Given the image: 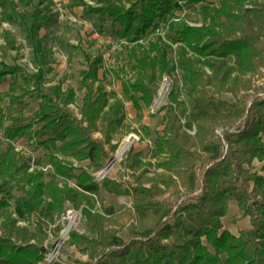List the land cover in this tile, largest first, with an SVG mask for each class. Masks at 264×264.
I'll return each mask as SVG.
<instances>
[{"label": "trees", "instance_id": "obj_1", "mask_svg": "<svg viewBox=\"0 0 264 264\" xmlns=\"http://www.w3.org/2000/svg\"><path fill=\"white\" fill-rule=\"evenodd\" d=\"M127 2L129 5L122 0H103L91 10L109 16L115 24L113 32L129 44V60L136 69V76L121 84L123 93L133 101L139 115L144 105L153 102L164 74L179 67L182 81L190 85L189 94L194 101L227 110L230 119L222 122L211 114L199 116L193 135L182 125L181 117L186 114L188 105L180 97L181 90L170 91L169 101L161 106L164 127L154 139L152 153L160 170L150 178L151 183L142 178L148 168L134 173V184L127 181L124 186L122 180L110 176L101 182L102 187L116 194L138 195L134 206L146 209L147 213L139 217L137 223L142 229H149V233L146 237H134L122 248L102 252L99 264L112 261L116 264H222V253L226 254L228 264H264V173L252 167L255 157L264 158V95L250 92L255 89L254 76L264 69V1ZM192 3L198 5L197 11L202 17L199 25L190 24L181 14L184 7ZM247 3L252 6H246ZM161 22L168 25L166 39L177 44L175 61L169 57L163 41L149 38L148 45L144 43L145 37L155 32ZM35 26L33 23L31 30ZM233 52L239 55V65L227 60ZM85 57L89 64L81 70L79 86L84 89V96L79 115L71 106L75 101L74 87L63 89L54 84L46 89L42 68L30 74L20 65L0 59V82L8 76L12 78L10 90H0V128L4 131L5 144L0 147V179L8 189V194L0 197V264H40L46 252L43 242L47 234L42 223L39 224L40 235L29 226L19 224L9 210V200L14 197L12 189L16 186L24 191L23 198L31 203L32 210L44 207V215L50 219L63 213L70 201L77 208L83 206L82 212L88 221L95 220L97 225L93 224V228L105 225V217L91 211L90 196L80 187L81 183H94V176L87 168L75 165L74 160L89 158L99 167L110 152L117 149L115 133L124 124V101L102 81L101 58L91 60L88 54ZM16 88L21 90L19 94L13 92ZM222 92H231L235 100L223 99L219 96ZM26 94L40 99L34 116L27 122L6 125L5 120L11 113L1 105L4 98L8 96L15 101ZM245 97H251V103L244 125L230 131L235 123L233 110ZM35 122H42L41 128L34 129ZM60 123H63L62 128L50 135ZM216 125L225 126L223 139L227 149L222 158L212 160L204 155L203 147L213 142ZM42 129L47 137L37 138L32 146L36 148L46 142L52 145L49 155L54 174L49 180L45 179L42 168H31L30 156H25L15 145L18 137L34 138ZM95 132H100L101 136H95ZM140 155L141 152L127 154L128 159L132 158L131 167L152 163L143 161ZM197 161L205 166L204 186L202 191L194 193L190 175ZM170 187H173L172 193L183 187L188 196L177 201L172 206L175 209L163 220L161 212L172 202L162 195ZM230 197H234L244 214L250 217L251 226L238 234L223 227L222 217L228 211ZM153 205L160 206L158 213H152ZM187 213L200 217L195 230L183 227ZM70 237L77 245L95 240L76 230L71 231ZM51 264L68 263L54 260Z\"/></svg>", "mask_w": 264, "mask_h": 264}, {"label": "rangeland", "instance_id": "obj_2", "mask_svg": "<svg viewBox=\"0 0 264 264\" xmlns=\"http://www.w3.org/2000/svg\"><path fill=\"white\" fill-rule=\"evenodd\" d=\"M207 1L216 4L219 2V0ZM102 2L103 0H0V59L9 64H18L30 74L36 73L39 68H42L44 70L43 86L46 89H50L54 84L61 85L63 89L68 86L74 87L76 90L75 101L71 106L78 114L84 96V89L79 86L81 70L87 68L89 64L85 55H90L91 60L100 57L101 68L99 74L102 81L109 90H116L124 101V124L115 133L114 141L118 142L117 149L110 152V156L107 157L102 166L95 167L93 170L90 166H86L93 174L95 183L85 185L84 189L93 199L91 211L99 212L105 217L103 228L97 229L96 226L93 228V224L97 225L95 220L88 221L82 212L83 206L77 208L70 201L67 202L63 213L50 219L44 215V207L39 211L32 210V205L23 198L24 191L20 187L16 186L12 189L14 197L9 200V210L18 218V223L29 226L32 231L40 235L39 224L42 223L47 234L43 242L46 249L45 254L47 255L56 246L53 253L55 260H64L68 264H84V262L99 264L102 252L122 248L125 242L129 243L134 237H146L148 235L149 229H142L138 225L139 216L132 209H139L137 206L133 207L138 195L136 193L123 194L122 196L110 195L101 186V182L104 177L110 176L122 180L124 186L127 185V181L134 184V173L139 174L140 171L148 168V171H144L142 178L148 184L151 183L150 178L155 176L157 170H160L156 167L157 159L152 153L154 139L164 127V110L161 109V106L169 101V93L173 88L180 89V97L187 102L188 110L185 115H182L181 121L183 127L191 134L194 135L197 131L196 123L199 116L211 114L219 117L222 122L230 119L227 110L218 109L208 102L197 104L194 101L189 94L190 85H184L182 81V71L179 67H176L169 74H164V77L160 79L155 98L158 96L161 86L164 83L169 84L167 93L161 99L160 107L152 111L150 106L144 105L140 116L133 101L122 91L121 82L136 76V69L129 60V44L127 40L118 37L113 32L115 24L109 16L100 14L97 10H91L92 6L101 5ZM122 2L129 5L127 0H122ZM246 6H252V4L247 3ZM197 9L198 5L192 3L186 5L181 14L183 15L185 10L197 11ZM33 23L36 26L34 30H31ZM167 27L168 25L165 22H161L155 32L145 37L144 43L148 45L149 38H157L163 41L167 46L169 57L175 61L177 44L166 39ZM262 40L264 42V36ZM233 58L231 56L230 62H228L231 64L237 63L238 59H235V61ZM207 70L210 71L208 68ZM11 79L8 76L5 81H2L0 85L2 90H10L9 83ZM254 79L255 89L250 90V92L253 95H264V87H261L264 86V69L262 73L255 75ZM13 92L19 94L21 90L16 88ZM219 96L228 101L235 100L231 92H222ZM39 101V98L26 94L15 101H11L9 97H6L3 105L6 112H14L13 118L17 122H23L34 115L39 106ZM250 103L251 97H245L240 100L239 106L234 108L233 119H235V123L231 125L230 130L234 131L244 125ZM62 124L60 123L52 131V134H56ZM39 126L40 123H36L35 127L38 128ZM222 130V125H216L212 133L213 142L205 144L203 147L208 148L206 151L203 149L204 155L212 158V160L222 158L226 152L227 142L223 139L224 132ZM2 135L3 131L0 130V147L5 145ZM95 135L101 136L100 132H95ZM46 136L41 132L34 138L27 135L17 139V148L24 151L25 156H30L31 165L34 161L33 151L31 150L32 144L35 143V139L46 138ZM128 136H131L132 144L121 157H116L113 161H110ZM39 148H51V145L46 144ZM135 152H141L140 158L143 161H151L152 163L131 167L132 158L128 159L126 156L128 153L135 154ZM40 160H43V158ZM107 165L108 167H106ZM263 166L264 158L255 157L253 159V169L264 173ZM204 168L205 166L199 161L193 166L190 179L194 187V193L202 191ZM44 170L46 179L53 177L52 166H48ZM57 178L63 181L61 176ZM70 182L75 184L74 181ZM172 190L173 187H170L162 195L168 197L169 201L172 202L161 212L160 216L163 220L167 219L168 215L175 209L172 206L177 201H181L188 196L183 187L177 193H172ZM5 194H8V189L4 188L0 179V197ZM110 204H112V208L108 207ZM82 205L86 206L84 203ZM153 206L152 213H158L160 206ZM71 210L77 212L78 216L75 220L72 219L70 223L69 235L58 243L63 227L70 222L67 216L68 211ZM1 218L2 209H0V221ZM199 221L198 214L191 215L187 213L183 227L195 230ZM170 222H172L171 219ZM222 222L224 228L230 229L235 234H238L241 229L251 226L249 215L244 214L234 197L229 198L228 211L222 217ZM73 230L93 237L95 240L91 241L90 245L92 246L96 243L95 241L100 240L101 242L103 240L104 243L100 246L96 245L98 248L95 251H91L92 246L90 245L81 248L80 245L72 242L70 234ZM103 230H107V232H102ZM203 240L208 244L205 237H203ZM190 242H193V239H190ZM209 247L213 250L210 244ZM44 257L39 261L40 264H51L53 262H47ZM221 258L222 264H228L225 261V253L221 254Z\"/></svg>", "mask_w": 264, "mask_h": 264}, {"label": "crops", "instance_id": "obj_3", "mask_svg": "<svg viewBox=\"0 0 264 264\" xmlns=\"http://www.w3.org/2000/svg\"><path fill=\"white\" fill-rule=\"evenodd\" d=\"M183 17L190 23V24H194V25H199V24H201L202 23V17H201V15L199 14V12L198 11H189V10H185V12L183 13ZM153 39H155V40H158L157 38H153ZM159 41H161V40H159ZM231 56H233L234 58V60L235 59H238V62L237 63H234L235 65H239V55H238V53L237 52H233V53H230L228 56H227V60L230 62V57ZM236 61V60H235ZM8 78V77H7ZM6 78V79H7ZM3 81H5V79L3 80ZM1 83H2V81L0 82V85H1ZM9 87H10V83H9ZM0 90H2L1 89V87H0ZM2 91H4V90H2ZM8 97V96H7ZM6 98V97H5ZM5 98H4V100H5ZM10 98V97H9ZM3 100V101H4ZM40 100V99H39ZM12 101V100H11ZM204 103V102H203ZM199 104H201V103H199ZM1 105L4 107V105H3V102L1 103ZM4 110H5V107H4ZM6 111V110H5ZM11 114H10V116L5 120V124L6 125H9V124H12V123H23V122H27V121H29L32 117H30L29 119H27V120H25V121H21V122H17L14 118H13V115H14V112H10ZM78 115H79V113H78ZM36 123H40V126L38 127V128H36L35 127V125H36ZM41 125H42V122H35L34 123V125H33V128L34 129H39V128H41ZM63 125V124H62ZM225 126H222V128H224ZM62 128V126L59 128V130ZM0 130L1 131H3V129H1L0 128ZM58 130V131H59ZM53 131V130H52ZM57 131V132H58ZM223 131V130H222ZM231 131V130H230ZM41 132H43L44 133V130L42 129L39 133H41ZM45 134V133H44ZM50 135H54V134H52V132L50 133ZM95 135V134H94ZM96 136V135H95ZM2 137L4 138V131H3V135H2ZM23 137H25V136H21V137H18V138H23ZM47 137V136H46ZM17 138V139H18ZM17 139L15 140V145H16V141H17ZM36 140V139H35ZM212 143V142H211ZM46 144H50V142H46L45 144H43V145H41V146H39V147H42V146H44V145H46ZM206 144H209V143H206ZM51 145V144H50ZM39 147H36V148H33V146H32V148H31V150L33 151V157H34V161H33V165H31V168H42L43 170H44V168H46V167H48V166H52L51 165V160H50V155H49V153H50V151L52 150V145H51V148H39ZM16 148H17V146H16ZM18 150H20L19 148H17ZM205 151L208 149V148H203ZM20 151H22V150H20ZM22 152H24V151H22ZM111 152H113V151H111ZM206 155H207V152H206ZM41 158H43V160H40ZM74 164L75 165H77V166H83V167H85L86 168V166H90L91 167V169L93 170L96 166H94L92 163H91V160L89 159V158H85V159H81L80 161H77V160H74ZM34 165H35V167H34ZM52 169H53V167H52ZM44 172H45V170H44ZM53 174H54V169H53ZM52 174V175H53ZM45 179H46V173H45ZM51 179V178H50ZM46 180H49V179H46ZM70 181H72V180H69V182ZM71 183V182H70ZM95 183V182H94ZM72 184V183H71ZM89 184H93V183H81V185H80V187L82 188V190H84V191H86L85 189H84V186L85 185H89ZM75 185H76V183H75ZM78 186V185H77ZM104 188V187H103ZM105 190H107L106 188H104ZM109 193H110V195H114V196H122L123 194H116L115 192H112V191H109V190H107ZM90 196V195H89ZM90 199H91V201H92V203H93V199L90 197ZM29 202V201H28ZM30 203V202H29ZM110 203V202H109ZM31 204V203H30ZM111 205L112 204H110V205H108V207H110V208H112L111 207ZM133 207H136V206H134L133 205ZM153 207L154 206H151V209H152V211H153ZM133 209V211L136 213V214H138V216L139 217H141V216H143V215H145L146 213H147V210L146 209H142V208H139L138 210H136L135 208H132ZM185 217H186V215H185ZM223 227H224V225H223ZM148 230V229H147ZM149 231V230H148ZM96 243H94L93 244V246L92 245H90V243H92V242H88V243H81L80 244V247L82 248V247H86V246H92L90 249H91V251H95V249L96 248H98V246H100V245H103V243H104V241L103 240H101V242H100V240L99 241H95ZM96 245H98V246H96ZM93 253V252H92ZM62 261V260H61ZM64 261V260H63ZM64 262H66V261H64ZM106 264H116L114 261H112V262H108V263H106Z\"/></svg>", "mask_w": 264, "mask_h": 264}, {"label": "built area", "instance_id": "obj_4", "mask_svg": "<svg viewBox=\"0 0 264 264\" xmlns=\"http://www.w3.org/2000/svg\"><path fill=\"white\" fill-rule=\"evenodd\" d=\"M180 2L181 3H184L185 2V0H180ZM164 77V76H163ZM165 80H166V78H165ZM163 85L164 86H166V90H165V92L163 93V95H161L162 94V87H163ZM162 86H161V88L159 89V91H158V96L156 97V98H154V100H153V102L149 105L150 106V109L152 110V111H155L156 109H158L159 107H160V104H161V99L164 97V95L167 93V90L169 89V84L168 83H164ZM117 154V153H116ZM116 154L115 155H113L114 156V158L113 159H115L116 158ZM112 156V157H113ZM113 159L111 158L110 159V161L112 160L113 161ZM110 163L108 162V165H109ZM108 165L106 166V167H108ZM98 177V176H97ZM103 177V176H102ZM73 185H75L74 183H73ZM77 216H78V213L77 212H75V211H68V218H69V220H70V222L68 223V225H66L65 227H63V229H62V231H61V235H60V238H59V240L57 241L58 243L60 242V240H63L66 236H68L69 235V233H70V223H71V221H72V219H76L77 218ZM55 248H56V246L46 255L45 254V257H44V260H46L47 262H52V261H54L55 260V258H54V255H53V253L55 252ZM43 263V262H42Z\"/></svg>", "mask_w": 264, "mask_h": 264}, {"label": "bare ground", "instance_id": "obj_5", "mask_svg": "<svg viewBox=\"0 0 264 264\" xmlns=\"http://www.w3.org/2000/svg\"><path fill=\"white\" fill-rule=\"evenodd\" d=\"M166 90V86L163 85L162 87V94L165 92ZM132 144V139L131 136H128L125 141L123 142V144H121V146L119 147L116 157L119 158L122 156V154L125 152V150Z\"/></svg>", "mask_w": 264, "mask_h": 264}, {"label": "water", "instance_id": "obj_6", "mask_svg": "<svg viewBox=\"0 0 264 264\" xmlns=\"http://www.w3.org/2000/svg\"><path fill=\"white\" fill-rule=\"evenodd\" d=\"M114 158V156L112 157V159Z\"/></svg>", "mask_w": 264, "mask_h": 264}]
</instances>
